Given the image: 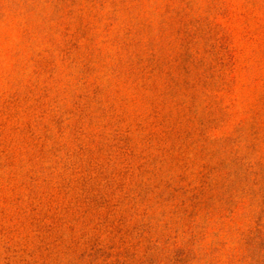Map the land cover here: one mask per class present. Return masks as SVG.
<instances>
[{
  "label": "rangeland",
  "instance_id": "374dc122",
  "mask_svg": "<svg viewBox=\"0 0 264 264\" xmlns=\"http://www.w3.org/2000/svg\"><path fill=\"white\" fill-rule=\"evenodd\" d=\"M0 264H264V0H0Z\"/></svg>",
  "mask_w": 264,
  "mask_h": 264
}]
</instances>
